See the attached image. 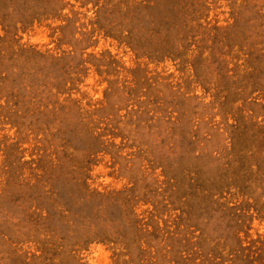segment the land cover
<instances>
[{"label":"rangeland","instance_id":"rangeland-1","mask_svg":"<svg viewBox=\"0 0 264 264\" xmlns=\"http://www.w3.org/2000/svg\"><path fill=\"white\" fill-rule=\"evenodd\" d=\"M0 264H264V0H0Z\"/></svg>","mask_w":264,"mask_h":264}]
</instances>
